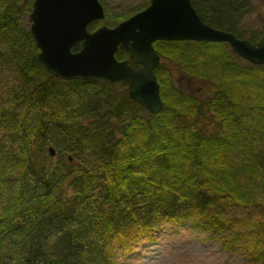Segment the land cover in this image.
Masks as SVG:
<instances>
[{
    "label": "trees",
    "instance_id": "1",
    "mask_svg": "<svg viewBox=\"0 0 264 264\" xmlns=\"http://www.w3.org/2000/svg\"><path fill=\"white\" fill-rule=\"evenodd\" d=\"M190 2L203 21L237 36L255 41L264 30L240 26L254 0ZM30 8L31 0H0V68L10 73L0 93V264H111L113 242L134 240L161 218L194 216L210 232L224 231L236 218L224 215L226 206L250 207L226 146L245 117L264 113V62L225 41L154 40L159 57L212 91L180 88L159 59L162 105L149 112L123 80L48 73L36 58ZM114 55L127 57L121 48ZM206 109L220 124L213 130ZM249 149L248 168L264 169ZM255 232L250 222L242 229L253 238L244 264H264Z\"/></svg>",
    "mask_w": 264,
    "mask_h": 264
},
{
    "label": "water",
    "instance_id": "2",
    "mask_svg": "<svg viewBox=\"0 0 264 264\" xmlns=\"http://www.w3.org/2000/svg\"><path fill=\"white\" fill-rule=\"evenodd\" d=\"M103 14L99 0H31L27 20L36 58L48 73L62 79L123 80L127 95L149 112L162 105L153 73L160 59L154 40L225 41L231 52L249 62H264V30L255 41L237 36L203 21L190 0H149L113 25L86 28ZM117 48L127 57H115ZM128 58L138 65H131ZM47 148L52 155L53 147Z\"/></svg>",
    "mask_w": 264,
    "mask_h": 264
},
{
    "label": "rangeland",
    "instance_id": "3",
    "mask_svg": "<svg viewBox=\"0 0 264 264\" xmlns=\"http://www.w3.org/2000/svg\"><path fill=\"white\" fill-rule=\"evenodd\" d=\"M103 18L95 19L91 27L100 23L113 25L131 12L147 4V0H99ZM254 9L244 15L242 28H261L264 23V0H254ZM28 25V20H27ZM242 61V59H237ZM167 66L174 83L185 90L201 89L202 95L211 92L207 83L181 72L176 60L160 57ZM8 71L0 68V93L5 94L9 83ZM204 90V91H203ZM208 96V95H207ZM204 121L207 130L220 126L211 109H206ZM226 146L229 162L238 177L249 189L251 205L248 208L230 204L224 208L226 217H236L224 231L210 232L203 219L190 216L180 222L161 218L147 231H141L134 240L115 241L110 248L111 264H244L252 254V236L242 233L247 222L254 225L258 245L264 246V169L254 172L248 168L253 152L264 160V113L247 116ZM55 157V155H54ZM53 157V158H54ZM243 215V216H242ZM249 219L250 221H241ZM8 239V243L17 244ZM12 246V245H11Z\"/></svg>",
    "mask_w": 264,
    "mask_h": 264
},
{
    "label": "flooded vegetation",
    "instance_id": "4",
    "mask_svg": "<svg viewBox=\"0 0 264 264\" xmlns=\"http://www.w3.org/2000/svg\"><path fill=\"white\" fill-rule=\"evenodd\" d=\"M148 1H149V0H147V3H148ZM145 5H146V4H145ZM145 5H144V3H143L142 6L136 8L133 12H135L136 10H138V9H140V8H143ZM131 13H132V12H131ZM131 13H130V14H131ZM92 21H94V20H92ZM90 22H91V21H90ZM90 22H88L87 25H86V28H87L88 30L93 29V27H91V28L88 27V25H89ZM95 27H96V26H95ZM128 59H129V58H128ZM130 60H131V59H129V63L131 62V63H130L131 65H133V66L138 65V64L134 63L132 60H131V61H130Z\"/></svg>",
    "mask_w": 264,
    "mask_h": 264
}]
</instances>
